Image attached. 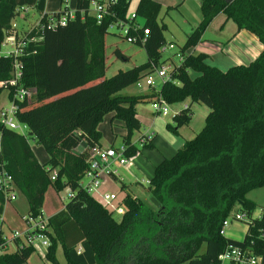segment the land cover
I'll return each instance as SVG.
<instances>
[{"label": "trees", "instance_id": "obj_1", "mask_svg": "<svg viewBox=\"0 0 264 264\" xmlns=\"http://www.w3.org/2000/svg\"><path fill=\"white\" fill-rule=\"evenodd\" d=\"M133 1L119 0L111 8L114 17L98 25L89 14L91 0H76L74 20L51 30L26 31L22 56L0 55V82L11 79L17 60L21 87L35 93L32 101H19L15 112L17 121L28 128V136L0 124V170L12 177L32 217L42 212L50 187L58 193L67 189L74 193L64 209L50 218L47 260L51 264H60L58 248L66 264H216L229 244L262 252L264 210L260 218L252 219L243 243L224 238L221 231L237 206L252 218L257 205L248 195L264 187V51L250 65L222 72L207 65L208 56L194 49L221 15L238 32L248 31L264 46V0H198L202 21L179 53L183 61L171 74L175 84L165 83L158 93L149 89L148 94L123 96L120 92L165 62L160 49L165 46L166 27L158 23L162 6L155 0H139L136 14L150 30L143 47L147 62L106 78L105 39L110 23L126 20ZM46 2L0 0V51L14 30L16 11L27 7L40 15ZM67 3L61 0L60 11L51 16L65 12ZM113 54L129 59L118 49ZM190 72L198 76L192 79ZM5 90L11 99L14 88L0 89V97ZM160 96L170 106L189 101L173 118L174 127L167 125L174 134L191 123L194 103L203 104L209 113L203 130L156 168L147 192L161 207L125 196L117 203L126 208L119 222L81 187L89 169L88 152L100 145L98 127L110 114L127 132L123 137L127 159L141 149H153L152 142L140 146L132 142L141 130L136 108ZM31 139L47 153L46 164L37 160ZM83 142L86 151L75 154ZM3 206L0 193V212ZM33 254L32 248L24 247L1 255L0 264H27Z\"/></svg>", "mask_w": 264, "mask_h": 264}, {"label": "built area", "instance_id": "obj_2", "mask_svg": "<svg viewBox=\"0 0 264 264\" xmlns=\"http://www.w3.org/2000/svg\"><path fill=\"white\" fill-rule=\"evenodd\" d=\"M118 2L119 0H105L103 2L91 1L89 14L96 20L98 25H101L107 17H114V13L111 8L117 5ZM66 8L67 10L60 13L58 16H51V13L47 12L40 14L38 25H36L33 29H39L41 31L45 29L51 30L59 26L66 25L70 20H74L75 10H69L68 5H66ZM29 9L32 8H20L16 11V13L19 15L21 12L28 14ZM45 19H47V21L44 24ZM13 29L12 34L5 38L0 55L18 58L24 54L26 43L23 39L22 33L19 32V29L16 28L15 24H13ZM112 29H117L121 33V36H123V39L127 42L136 44L140 47H144L146 45L150 36V30L145 28V21L141 17L137 16L136 10L131 15L128 14L126 20L112 21L108 30ZM36 40L38 39H34L33 41ZM5 47H10V51L6 52L4 50ZM174 48L175 47L173 45H170L168 48L162 47L160 49L162 57L168 50L172 51ZM179 58L182 62L183 60L180 54ZM175 67L176 66L169 62H165L157 67L153 72V74L157 75L159 82L154 80L152 74L141 81H144L145 87L153 89L154 92L158 93L165 83L175 84V81L171 76ZM21 77L20 63L15 60L13 63L11 79L6 82H0V89L14 88L15 90L13 97L9 99L10 108L0 110V124L4 128L11 131L19 133L23 136H28L23 130L26 126L17 121L15 112L17 111V103L19 101H32L35 98V93L32 90L21 87ZM151 106L157 116H168L170 114L171 106L164 99H162L161 96L152 102ZM142 142L144 144L153 142V136H144L142 138ZM124 152V147H120L118 149L113 147L103 148L101 145H96L89 149V157L87 161L89 169L80 183L82 189L92 197L99 195L100 201L97 199L98 202L105 208L112 211L113 218H122L126 213L125 206L117 205V195L111 193H104L100 195L98 190L102 185V176L112 177L116 175V172L112 169L113 164H118L120 167H126L128 165L129 159L125 157ZM56 176L57 175L54 172L51 180L55 181ZM16 190L17 189L12 177L4 169H1L0 193L4 197V205L7 202L17 201ZM73 197L74 193L71 190H68L67 197L61 198V200L64 202L65 200H71ZM1 214L2 212H0V256L11 252L14 253L24 247H30L42 260L47 261L48 250L51 245L49 241V233H51V217L47 216L43 210L35 217L28 215L23 217V221L26 224V228L23 231L11 230L9 231L10 234H8L4 230L5 220ZM252 219L254 218H250L244 212L235 214L234 216L231 214L223 223L221 235L226 239L243 243L248 234L249 227L252 224ZM233 223L238 224L239 228L241 227L240 231L237 233L235 232L238 235H234L235 233L231 235L229 233V230L231 229L230 225ZM216 264H264V249L260 253H255L251 248H245L236 244H229L225 251L219 256Z\"/></svg>", "mask_w": 264, "mask_h": 264}, {"label": "rangeland", "instance_id": "obj_3", "mask_svg": "<svg viewBox=\"0 0 264 264\" xmlns=\"http://www.w3.org/2000/svg\"><path fill=\"white\" fill-rule=\"evenodd\" d=\"M95 1V0H94ZM105 1V0H100ZM61 0H47V9L51 13H56L60 11ZM75 0H68V6L73 9ZM159 3L162 4V10L158 19L159 25L165 26V30L163 31V36L165 39V46L168 48L170 45H173L175 48L174 50H168L164 55L162 60L166 63H171L174 66H180L181 60L179 58V53L181 49L187 42L188 36L191 32L199 26L200 22L202 21V13L200 8V3L198 0H158ZM137 0H134L131 5L128 14L131 15L136 8ZM56 11V12H55ZM46 12V11H45ZM39 13L34 9H29V13L25 14L21 12L19 16L15 18L13 24L16 25V28L19 29V32L25 33L26 31L32 30L39 22ZM225 17V16H224ZM222 19V18H221ZM226 19V17H225ZM232 23V22H230ZM233 26H229L227 28L220 27L219 21L213 24L209 30V36L216 38L220 36L223 40H229L233 33L232 27L236 26L235 24H230ZM106 44V58H107V72L106 78H111L115 76L119 71H127L134 67L141 66L147 62V54L143 47H140L136 44H132L127 42L121 36V33L117 29L109 30V35L105 39ZM120 50L127 58V61H123L118 59L113 53L115 50ZM4 50L6 52L10 51V47H5ZM197 53V52H196ZM219 61L225 62V56L223 54H219L215 56L213 59L209 61L211 65H215ZM164 62V63H165ZM215 62V63H214ZM220 65V64H218ZM155 81L159 82L157 75L152 74ZM196 74L190 72V77L195 78ZM149 91V88L145 87L144 81H140L139 83L123 90L120 92V95L123 96H136V95H143ZM184 103L175 104L170 107V114L168 116H157L156 125L153 127L150 125L152 124L151 119H154V111L152 109L151 103L140 104L137 106L138 113L141 117V130L140 133L136 132L137 134L143 135L145 133H156L165 128L166 132L168 131L172 135L174 132L168 129L167 125H172L174 127L173 118L176 116V111L179 109H184ZM10 108V101L8 99V92L5 90L1 94L0 97V110ZM193 120L189 125H187L190 130L195 132L193 137H188V140H192L197 136L204 128V122L206 115L208 114L209 109L204 106L203 104L194 103L191 108ZM148 118V119H147ZM114 119V117H113ZM150 122V123H149ZM188 128H185V131H189ZM24 132L28 135L29 130L28 128H23ZM101 131L103 133L104 146H109V141L114 138L113 132L118 134L119 132L126 131L124 125L121 122L114 121V125L111 126L108 122H104L101 125ZM135 133V134H136ZM138 137V135H136ZM123 137L124 135L120 136L117 135L116 138V147H120L123 144ZM186 140V141H188ZM30 145L34 149L35 155L37 156L38 160L44 161L48 157L45 150L38 146L37 143L31 139ZM139 145V144H138ZM140 146V145H139ZM68 194V190H63L62 192L58 193L55 191L53 187H50L46 196H45V203L43 207V212L52 217L58 212L64 209V206L69 200H65L62 202L61 198H66ZM17 201L15 202H7L3 206L2 210V217L5 220L4 230L10 234L9 231L16 230V231H23L26 228V224L23 221V217L29 215V206L26 198L16 190ZM124 193H120L119 198H124ZM248 198L253 201L257 205V209L253 214L254 219H258L260 217L262 211L264 210V187L252 191L249 193ZM143 199V198H142ZM97 200V199H96ZM140 200V199H138ZM98 201V200H97ZM152 198L148 192H145L144 202L148 205L154 206L151 202ZM242 210L239 206L235 207L232 215L241 213ZM117 221L120 222L121 218L115 217ZM8 226L11 230L8 229ZM238 224L233 223L230 225V230L233 233L236 232L233 228L237 227ZM229 230V231H230ZM239 231V230H238ZM237 231V232H238ZM236 232V233H237ZM234 235H238V234ZM135 245L137 247V242L135 241ZM153 247L155 244H151ZM12 251V250H11ZM12 253V252H11ZM27 264H48L46 260H42L38 254H33L31 259L27 262Z\"/></svg>", "mask_w": 264, "mask_h": 264}, {"label": "crops", "instance_id": "obj_4", "mask_svg": "<svg viewBox=\"0 0 264 264\" xmlns=\"http://www.w3.org/2000/svg\"><path fill=\"white\" fill-rule=\"evenodd\" d=\"M94 1V0H91ZM100 1V0H95ZM137 0V4H138ZM158 2V0H155ZM159 3V2H158ZM161 6L162 4L159 3ZM68 5V4H67ZM137 6V5H136ZM69 10L73 11L76 8V0L73 5V9H71L70 6H68ZM136 9V8H135ZM46 12L51 13L47 9V2H46ZM56 12V11H55ZM222 18V19H221ZM219 21V24L221 25L222 29L227 28L229 26H233L230 24H234L232 21H226L225 17L223 15L217 17L209 26L207 31L205 32L202 43L196 47L194 50L197 53H202L208 56V59L206 61V64L212 67H216L222 72H227L229 69L235 66H248L252 62H254L264 51V46L259 41V39L254 36L253 34L249 33L248 31H237V27L234 26L232 28L233 35L232 37L225 41L220 36L216 38V36L211 37L209 36V30L210 27ZM232 22V23H230ZM193 50V51H194ZM191 51V50H190ZM219 54H223L225 56V62L219 61L218 63H215V65H211L209 61L213 59L215 56H218ZM220 64V65H218ZM193 73V72H192ZM196 74V73H194ZM198 76L196 74L195 78ZM192 78V77H191ZM194 79V78H192ZM149 91L145 94H148ZM144 95V94H143ZM185 106L183 107L186 109L189 106V101L187 100L184 102ZM192 108V107H191ZM183 109H179L176 111L175 115H178ZM137 111V118L139 119L141 123V117ZM209 113V111H208ZM208 115V114H207ZM206 115V116H207ZM114 114H110L104 118V121L99 125L98 131L102 135L101 140V147L103 148H120L124 147V143L120 147H116V136L117 135H124L126 136L127 132H119L118 134H114V138L109 141V146H104L103 141V133L101 131V125L104 124V122H108L111 126L114 125L113 120ZM157 115H154V119H151L152 124H150L152 127L156 124ZM148 119V118H147ZM193 120V118H192ZM150 123V122H149ZM205 124V122H204ZM185 128H188L187 126H184L180 128L177 132V134L172 135L168 131L166 132L165 128L164 130L161 129L156 133H145L143 135L135 134L133 137V144H140L143 145L142 138L147 135L153 136V149H141L140 152L137 154V156L130 158L129 163L126 167H120L118 164H113L112 169L116 172V175L114 176H102L101 182L102 185L99 188L98 192L99 194L104 193H111L117 195V203H119L120 199V193H124V196L131 197L134 200L140 199L141 201H144L145 192H147V188L151 182V180L154 178L156 168L165 160L171 159L175 154L178 152L179 149L183 147V145L187 142L188 137H193L195 135V132L193 130L185 131ZM140 133V132H139ZM138 135V137L136 136ZM196 137V136H195ZM190 141V140H188ZM30 144V143H29ZM31 146V145H30ZM31 149L35 155L34 149L31 146ZM86 151V144L83 142L79 148L75 149L74 153L80 155ZM36 156V155H35ZM37 158V156H36ZM38 160V158H37ZM49 158L47 157L44 161H39L40 164L44 165L48 162ZM124 187V188H123ZM96 199L100 201L99 195L94 196ZM143 198V199H142ZM61 212V211H60ZM59 213V212H58ZM57 213V214H58ZM56 215V214H55ZM239 227V226H237ZM8 229L10 227L8 226ZM236 230V232L241 230L240 228H233ZM231 235H233L232 230L229 231ZM34 254H36L34 252ZM31 259V258H30ZM57 259L60 262V264H66L64 259L63 250L61 248H58L57 250ZM48 264H51L47 260Z\"/></svg>", "mask_w": 264, "mask_h": 264}, {"label": "water", "instance_id": "obj_5", "mask_svg": "<svg viewBox=\"0 0 264 264\" xmlns=\"http://www.w3.org/2000/svg\"><path fill=\"white\" fill-rule=\"evenodd\" d=\"M157 208H160L161 205L159 203H157V201L155 199L152 198V201H151Z\"/></svg>", "mask_w": 264, "mask_h": 264}]
</instances>
